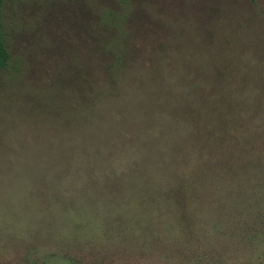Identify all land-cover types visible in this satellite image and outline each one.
<instances>
[{
	"label": "rangeland",
	"instance_id": "1",
	"mask_svg": "<svg viewBox=\"0 0 264 264\" xmlns=\"http://www.w3.org/2000/svg\"><path fill=\"white\" fill-rule=\"evenodd\" d=\"M118 6L4 4L9 49L26 70L17 84L0 73V264H264V137L229 143L218 168L190 150L198 143L191 134L168 138L180 151L174 176L165 149L150 141L166 116L148 126L134 107L135 93L158 94L168 78L172 93L193 103L213 76L201 78V64L214 57L243 70L252 56L263 62L264 0H128L129 68L121 97L103 98L110 58L99 52L100 23ZM231 37L232 47L214 55ZM192 103L181 102L188 112Z\"/></svg>",
	"mask_w": 264,
	"mask_h": 264
},
{
	"label": "trees",
	"instance_id": "2",
	"mask_svg": "<svg viewBox=\"0 0 264 264\" xmlns=\"http://www.w3.org/2000/svg\"><path fill=\"white\" fill-rule=\"evenodd\" d=\"M7 1L10 0H0V73L9 84H17L25 73L26 62L20 57L11 54L9 49L7 29L3 22V7ZM250 1L252 4L255 2V0ZM118 5L117 10L105 9L102 13V22L100 23L101 31L99 32L100 37H98L99 52L110 58L103 67L107 75V83L110 85L100 92L99 96L103 98L113 95L116 98L119 95L121 97L123 86L121 73L126 68H129L124 48L126 43L125 23L129 18L128 0H118ZM232 38H230V42H228L229 38H224L225 41L222 42L220 47H215L214 55L217 52H224V50L230 49L233 43L231 42ZM215 39L218 38L210 40L209 44H212ZM258 41L264 43L261 38ZM260 46L262 45L260 44ZM248 49L256 50L259 48L249 44ZM261 50L264 52V49L261 48L257 52H261ZM201 65V70H203L201 78L205 73L213 76L202 79L204 85L197 87L193 92V103L186 96L188 94L184 95L180 93L179 95H175L172 93L173 90L170 88V84H176V82H172L170 78L167 79L166 83L162 84L165 89L161 87L158 94L147 89L144 94H149L145 95L143 100L142 96L144 94L141 96V93H135L134 99L136 103L134 102V107L140 112L138 114L143 117L141 122L146 117L147 125L151 126L160 121V115L166 116V119L163 120L166 122V125L161 126L162 128L159 127L161 131L153 133L150 136V141L153 142L155 150L164 151L165 149L166 155L163 160L169 162L170 169L168 173L173 175L174 170L175 175L177 172H180L177 171L179 170L178 152L180 151L177 150V153L174 154L175 150H169V147L165 143L168 138L171 141L179 143V139L183 138L185 134H191L198 143L192 149L188 147L187 151L189 149L195 150L194 155L199 157L203 155L198 154L208 153L214 158V163L211 164L206 160H201L200 162L205 167H207L208 163L212 167H217L224 163L231 155L230 153L224 154L229 143L248 144L257 138L261 139L264 137V61L260 62L255 56H252L247 62V68H244V70L240 68V62L237 64L231 60H226V62L220 64V62L216 61L215 57L213 61L210 59V61ZM241 72L243 75H240ZM251 72L254 74L251 75ZM247 87H254V96L247 95L246 97L244 95V90ZM185 98L187 102L192 103V111H185L183 104H181V102H185ZM246 98L253 100L251 107ZM179 105L183 107H181V110L178 109ZM88 106H90L89 103ZM118 108H121L120 111L124 113L123 110L126 107L118 106ZM86 112L88 115H92V110L87 109ZM177 118L183 120L182 127L175 123ZM253 122H260L263 126L257 128L259 125H254ZM177 125L176 132H169L170 129L174 130ZM143 131H145L144 128H142L141 132ZM242 138H247L251 141L245 143ZM140 144L146 147L147 139L141 140ZM180 145L182 146V142ZM215 156L219 157L215 159ZM205 161L208 163L205 164ZM172 163H175L174 166L171 165ZM179 185H181V188H185L183 183H179L177 186Z\"/></svg>",
	"mask_w": 264,
	"mask_h": 264
}]
</instances>
